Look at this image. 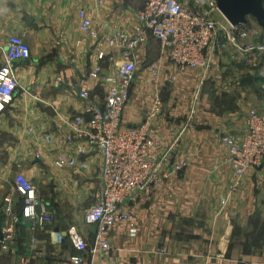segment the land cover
I'll list each match as a JSON object with an SVG mask.
<instances>
[{
  "label": "crops",
  "instance_id": "1",
  "mask_svg": "<svg viewBox=\"0 0 264 264\" xmlns=\"http://www.w3.org/2000/svg\"><path fill=\"white\" fill-rule=\"evenodd\" d=\"M143 7L144 0H0V67L11 36L26 39L31 48L28 62L15 63L19 88L0 113V264H75L80 252L67 236L61 242L55 237L72 226L94 245L96 228L85 222V201L100 187L102 156L78 155L74 145L50 143L47 136L71 132L70 122L86 106L81 90L90 88L92 100L104 103L106 85L89 74L98 64L104 74L113 73L126 47L119 40L111 45L109 38L117 32L129 36ZM80 10L98 24V38L82 28ZM210 51L207 78L189 71L171 81L175 67L164 61L157 89L148 66L160 58L159 43L149 36L136 52L138 72L124 123H142L159 93L163 108L153 124L159 151L171 148L172 162L188 165L164 178L153 194L124 205L135 214L138 236L119 224L109 236L112 249L85 254L82 264H264V166L251 169L234 189L238 176L224 141L225 136L239 141L250 111L263 109L264 59L250 66L233 48ZM63 153L76 157L79 166L59 168ZM19 174L35 183L51 222L25 218L15 184ZM8 196L15 204L11 215L5 212ZM6 224L11 238H5Z\"/></svg>",
  "mask_w": 264,
  "mask_h": 264
},
{
  "label": "built area",
  "instance_id": "2",
  "mask_svg": "<svg viewBox=\"0 0 264 264\" xmlns=\"http://www.w3.org/2000/svg\"><path fill=\"white\" fill-rule=\"evenodd\" d=\"M216 13L222 15L218 18ZM82 28L93 38H98L97 26L85 10L79 11ZM139 26L127 36L117 32L109 38L116 46L118 40L125 45L119 57L114 60L112 74H104V68L97 65L90 72V78L106 85L105 101L102 104L92 100L91 89L80 91L79 98L86 103L84 113L70 122V133L47 136L50 143L74 145L78 155L96 151L102 156L101 183L95 193L96 203L85 214V222L96 228L95 243L90 244L76 227L67 234L55 232L61 242L68 237L80 255L75 264L84 262V255L93 256L112 249L110 233L112 229L125 224L131 237L139 234L135 214L124 210V205L136 196L151 195L157 186L173 173L182 171L187 162L174 163L171 148L160 153V140L155 136L154 121L162 112L163 101L158 93L144 121L130 126L124 123V112L131 99V86L138 64L136 52L152 36L160 45V58L148 66L150 80L154 87L162 83L164 61L175 67L168 79L175 81L180 74L198 72L202 79L210 75L213 53L233 48L243 61L250 66L258 59H264V36L252 31L248 25H232L220 12L217 0H144V7L138 13ZM103 60L105 54H98ZM31 48L20 36L8 39L5 63L0 67V113L10 107L19 88L15 63L30 60ZM261 59V60H262ZM229 145L230 161L238 181L251 169L264 166V101L263 109H253L247 119V130L238 141L225 136ZM59 168L79 166L76 157L61 154L56 160ZM16 190L24 199V216L29 220L49 223L53 220L50 210L39 196L35 183L23 174L16 178ZM226 202L223 199V204ZM5 212H14V200L5 198ZM5 238L12 237V227L6 224ZM159 252L165 253V249Z\"/></svg>",
  "mask_w": 264,
  "mask_h": 264
},
{
  "label": "water",
  "instance_id": "3",
  "mask_svg": "<svg viewBox=\"0 0 264 264\" xmlns=\"http://www.w3.org/2000/svg\"><path fill=\"white\" fill-rule=\"evenodd\" d=\"M217 3L220 12L232 25H249L252 16L264 31V0H217ZM2 240L4 235L0 229Z\"/></svg>",
  "mask_w": 264,
  "mask_h": 264
},
{
  "label": "rangeland",
  "instance_id": "4",
  "mask_svg": "<svg viewBox=\"0 0 264 264\" xmlns=\"http://www.w3.org/2000/svg\"><path fill=\"white\" fill-rule=\"evenodd\" d=\"M216 15H217V17L218 18H222V15L221 14H219V13H216ZM249 19H250V22H249V25H248V27H249V29L250 30H254V31H258L259 33H257V34H259L260 36H264V31H263V29H262V27L258 24V22H257V20L254 18V17H252V16H250L249 17ZM255 26V27H254ZM25 41L27 42V40L25 39ZM28 43V42H27ZM260 65V64H259ZM257 66V65H256ZM263 178H264V176H263ZM261 188H263V184H262V186H261ZM97 190H99V188L97 189ZM97 190H95V191H97ZM93 192L92 193V195L89 197V199H87L86 201H85V203L86 204H89V207H88V209L93 205V204H95L96 203V197H95V193L96 192ZM257 191H258V189H257ZM259 192H260V190L258 191V197H260V196H262L263 195V192L261 193V194H259ZM15 206V205H14ZM260 206H261V208L264 206V199H261V201H260ZM87 209V210H88ZM14 210V209H13ZM86 210V211H87Z\"/></svg>",
  "mask_w": 264,
  "mask_h": 264
},
{
  "label": "trees",
  "instance_id": "5",
  "mask_svg": "<svg viewBox=\"0 0 264 264\" xmlns=\"http://www.w3.org/2000/svg\"><path fill=\"white\" fill-rule=\"evenodd\" d=\"M23 201H24V199H23Z\"/></svg>",
  "mask_w": 264,
  "mask_h": 264
}]
</instances>
